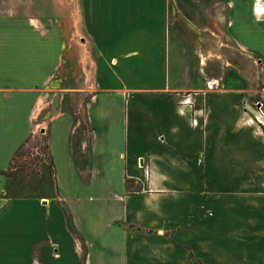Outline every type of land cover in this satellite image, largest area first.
Returning a JSON list of instances; mask_svg holds the SVG:
<instances>
[{
	"label": "crops",
	"instance_id": "crops-1",
	"mask_svg": "<svg viewBox=\"0 0 264 264\" xmlns=\"http://www.w3.org/2000/svg\"><path fill=\"white\" fill-rule=\"evenodd\" d=\"M203 2L89 0L82 104L55 24L0 0V264H264V0ZM33 110L56 197L5 199Z\"/></svg>",
	"mask_w": 264,
	"mask_h": 264
},
{
	"label": "rangeland",
	"instance_id": "rangeland-1",
	"mask_svg": "<svg viewBox=\"0 0 264 264\" xmlns=\"http://www.w3.org/2000/svg\"><path fill=\"white\" fill-rule=\"evenodd\" d=\"M39 1V5L37 2ZM171 0H168L170 2ZM206 4L207 0H190V2ZM8 3V18L9 20L15 17H22L29 20L30 23L38 22V25H42V22L50 24H55L56 29L44 30L41 29L39 33L43 36L45 34H50L55 32V34H61L65 37L67 42V55L62 64L59 76L60 88L57 91V95H63L66 98H72L79 100L84 104L86 99V94L82 93L85 91H91L90 85H92L93 78V53L89 45L84 46V41L89 38L86 33V24L89 21L90 15V5L89 0H7ZM35 4V5H33ZM39 6L42 13L33 14L31 12V6ZM51 6V11L54 13L47 14V6ZM191 5V4H190ZM16 7L18 11L16 12ZM45 11V13L43 12ZM169 12V11H168ZM169 15V14H168ZM169 18V16H168ZM84 39V40H83ZM12 86V85H11ZM9 86L8 88H10ZM264 87V79L258 80L254 86V90L260 94L262 88ZM9 95H16V88L7 90ZM90 93V92H89ZM87 93V95L89 94ZM61 95V96H62ZM47 98V95H44ZM259 102V103H258ZM256 103L259 105L264 112V101L257 96ZM31 113V127L33 131L31 132L27 142L18 151V157L13 164L14 168L11 171L5 172V178L7 180L10 175V179L19 182V187H24L30 180L33 182L36 177H39L41 173L42 165L48 166L50 163V156L47 149V136L44 131L41 132L38 129L37 124L40 123L41 114L33 115ZM83 110L79 114V119L82 125L86 129V125L83 122ZM49 173V181L53 183L52 170ZM55 194L53 188V195ZM56 197V195H55ZM134 264H138L137 260H134ZM161 264V263H158Z\"/></svg>",
	"mask_w": 264,
	"mask_h": 264
},
{
	"label": "trees",
	"instance_id": "trees-1",
	"mask_svg": "<svg viewBox=\"0 0 264 264\" xmlns=\"http://www.w3.org/2000/svg\"><path fill=\"white\" fill-rule=\"evenodd\" d=\"M18 152L15 155V157L12 159V162L10 164L9 170L12 173V169L14 168L13 164L15 163L16 158L18 157ZM52 170V178L53 183L49 181V173ZM8 178L4 185V193L3 198L5 199H16V198H25V199H52L55 198V195L57 193L56 186H55V180L53 175V165L50 160V163L48 166L42 165L41 167V173L39 177H36L35 180L32 182L31 180L24 185V187H19V182L13 181L10 179V175H7ZM53 188L55 191V194L53 195ZM191 256V255H189ZM194 264H202L199 262H195Z\"/></svg>",
	"mask_w": 264,
	"mask_h": 264
},
{
	"label": "built area",
	"instance_id": "built-area-1",
	"mask_svg": "<svg viewBox=\"0 0 264 264\" xmlns=\"http://www.w3.org/2000/svg\"><path fill=\"white\" fill-rule=\"evenodd\" d=\"M261 105V104H260ZM257 112L261 115V116H263V114H264V112H263V110H262V108L259 106L257 109ZM193 123H196L195 121H193Z\"/></svg>",
	"mask_w": 264,
	"mask_h": 264
}]
</instances>
